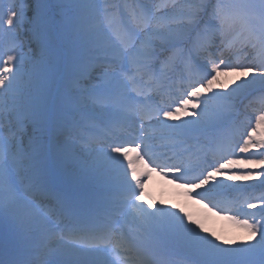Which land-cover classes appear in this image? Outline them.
<instances>
[{"label":"snow or ice","instance_id":"obj_1","mask_svg":"<svg viewBox=\"0 0 264 264\" xmlns=\"http://www.w3.org/2000/svg\"><path fill=\"white\" fill-rule=\"evenodd\" d=\"M3 7L0 264H173V248L183 249L181 264H264V0ZM177 69L180 90L166 93ZM256 105L253 124L245 114ZM190 109L192 119L169 123ZM115 117L134 122V139L110 138L111 123L103 136L84 134ZM196 132L208 137L195 165L162 158L151 143ZM155 172L189 189L208 185L195 194L255 243L212 238L198 221L149 205ZM226 173L256 183L210 184ZM225 188L238 195H220Z\"/></svg>","mask_w":264,"mask_h":264},{"label":"rangeland","instance_id":"obj_2","mask_svg":"<svg viewBox=\"0 0 264 264\" xmlns=\"http://www.w3.org/2000/svg\"><path fill=\"white\" fill-rule=\"evenodd\" d=\"M17 3L18 5L20 3H23V0H0V4H3V10L6 11L7 7L9 5V3ZM117 2L122 3L123 0H117ZM148 2L150 3H155V2H159V0H148ZM24 37L22 36L21 39H23ZM24 51L27 53L28 49L25 48ZM222 80L228 84L229 89L231 87H233L234 85L231 84V77H222ZM224 89H218V88H214L213 91H223ZM205 95H211V93H202L201 98L203 99V97ZM259 106L256 105L254 106L252 109H249L248 111H254L253 113L251 112H247L245 114V116L248 119H251L253 124L255 121V116L260 114L258 111H255L254 109H258ZM192 110H189L188 114H181L179 119L184 121L186 119H192V115H191ZM245 117H242L241 120H244ZM172 121V120H171ZM178 120L176 121H172V123H177ZM247 122V121H245ZM244 129L241 128V131H243ZM248 131H251V128L247 129ZM245 155L247 154H237V159H243L245 157ZM231 173H226L224 174L225 178L227 179V184L226 185H232V184H242V183H255V181H248V182H243V181H230L228 179V175H230ZM262 190L259 189V191L256 192V195H259L260 192ZM193 201L191 200L189 203L190 206L193 205L192 203ZM187 207V208H188ZM209 212V211H208ZM207 211H189L186 213V219L187 217H190L192 221H198L200 224L203 225V227L205 229H207V234H210L212 236V238H214L215 236H219L221 238V240H228V241H235L238 244H242L244 242H249L251 241L252 243H255V241L252 239L251 234L249 233V231H247L245 228H243L242 226L236 224L233 221H229L227 219L223 220L222 217L219 214L216 213H208ZM199 213H202L203 216H205V219L203 220L202 218H199ZM230 215V213L228 214ZM259 237L257 236V239Z\"/></svg>","mask_w":264,"mask_h":264},{"label":"bare ground","instance_id":"obj_3","mask_svg":"<svg viewBox=\"0 0 264 264\" xmlns=\"http://www.w3.org/2000/svg\"><path fill=\"white\" fill-rule=\"evenodd\" d=\"M126 122L128 121H122L120 118H117L111 123L124 127ZM155 141L157 140H152V142ZM129 155L134 158L135 153H130ZM137 167L139 170H143V167L140 166L139 162H137ZM220 180L224 181V183L227 182L222 175H217L214 181H210V184ZM195 193H197L196 189H189L180 182L173 183L171 177L165 178L159 172H155L152 173L145 182L144 200H146L149 205L154 204L174 211H179L180 209L178 207L181 200L186 202L192 198H196V200L200 199Z\"/></svg>","mask_w":264,"mask_h":264}]
</instances>
